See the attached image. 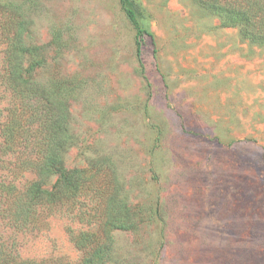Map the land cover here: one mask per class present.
<instances>
[{
    "label": "rangeland",
    "instance_id": "374dc122",
    "mask_svg": "<svg viewBox=\"0 0 264 264\" xmlns=\"http://www.w3.org/2000/svg\"><path fill=\"white\" fill-rule=\"evenodd\" d=\"M134 1L139 47L118 0H16L27 76L68 108L65 168L107 159L123 185L102 264H264V45L199 0ZM80 227L55 209L18 251L77 264Z\"/></svg>",
    "mask_w": 264,
    "mask_h": 264
},
{
    "label": "trees",
    "instance_id": "16d2710c",
    "mask_svg": "<svg viewBox=\"0 0 264 264\" xmlns=\"http://www.w3.org/2000/svg\"><path fill=\"white\" fill-rule=\"evenodd\" d=\"M118 2L139 47L144 36L151 37L138 23L139 5ZM199 3L222 25L237 27L242 37L264 45V0ZM30 14L23 3L0 1V85L7 98L0 108V264H42L20 255L16 233L37 229L58 208L86 226L71 233L80 252L77 264H102L113 230L127 226L124 207L117 202L123 185L107 159L87 168H65L64 156L72 144L66 102L25 69L29 48L24 33Z\"/></svg>",
    "mask_w": 264,
    "mask_h": 264
}]
</instances>
